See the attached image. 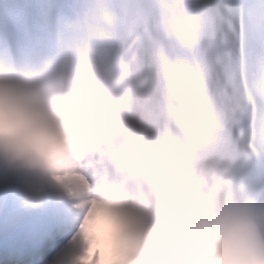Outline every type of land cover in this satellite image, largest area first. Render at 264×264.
Returning a JSON list of instances; mask_svg holds the SVG:
<instances>
[{"label":"clouds","instance_id":"1","mask_svg":"<svg viewBox=\"0 0 264 264\" xmlns=\"http://www.w3.org/2000/svg\"><path fill=\"white\" fill-rule=\"evenodd\" d=\"M264 0H82L49 57L0 49V173L70 205L50 264H264Z\"/></svg>","mask_w":264,"mask_h":264},{"label":"bare ground","instance_id":"2","mask_svg":"<svg viewBox=\"0 0 264 264\" xmlns=\"http://www.w3.org/2000/svg\"><path fill=\"white\" fill-rule=\"evenodd\" d=\"M56 1L63 3V0ZM65 7H61V9H64L62 14L64 19L69 21L71 15L68 9ZM4 35L6 37V43H3L1 46L10 51L15 50L16 55L18 52H20L19 56H25V53L28 50L27 48L31 42L27 39H24L23 41L17 40L16 43H14L15 34H11L7 29L5 30ZM35 43H38L40 47L45 45L41 39L36 40ZM47 50L50 51L49 49ZM48 55H51V51L48 52ZM247 187H250L251 191H255L258 186H252L249 180H247ZM12 189L13 191L8 196V204L11 203L13 196L15 197V195H17L15 194L16 181ZM12 202H14L16 207H19L21 204L18 197L13 199ZM55 209L56 207L54 206H51L47 209L43 207L34 209L28 208V215H25L26 213H19L14 217L10 216L9 218L3 217L6 209L3 210L0 215V228L5 218L7 220L5 223L8 230H15L20 226V229L17 232H27V229L31 226L40 225V227L39 229H34L35 232H38L34 234L39 235L31 236L26 240V242L36 247L35 250L32 249V246H30L29 249L28 247L25 248L24 246H19V244L17 245L11 243V247L4 248V251L0 252V264H35L38 263L45 254L46 256L44 260L39 264H50L54 253H56L57 250H59L66 243L73 233L70 205L63 212L58 213V215L54 214ZM38 213H40V215H38ZM29 214H33L34 216L31 217ZM46 219L50 220V224L45 223ZM28 220H31V222H27V226L22 227L21 224ZM43 229L45 231H43ZM36 244L38 246H36Z\"/></svg>","mask_w":264,"mask_h":264},{"label":"rangeland","instance_id":"3","mask_svg":"<svg viewBox=\"0 0 264 264\" xmlns=\"http://www.w3.org/2000/svg\"><path fill=\"white\" fill-rule=\"evenodd\" d=\"M1 5H7L5 8H0V49H5L1 45L3 43H6V37H5V30L7 29L10 33L12 32L11 28L7 26L6 19H9V17H12L16 23L19 24V26L22 28L23 26V20L27 16L26 10L28 9L30 12H28L30 18H32V31L34 35H37L38 33L42 34V39H47V35H53L55 37L56 33L59 31H70L73 27V25L77 22V20L80 17L81 14V8H82V0H65L62 5H60L59 14H58V22L57 23H50L44 18V12L45 10L40 8V4L46 5V0H0ZM66 6V7H65ZM61 7H65L70 12V20L67 21L63 17L64 9H61ZM47 10V9H46ZM50 45V43H49ZM52 48H55V42L51 45ZM47 48L51 49L50 46L47 45ZM7 50V49H6ZM52 51H55V49H51ZM10 52V50H7ZM10 53L13 54L11 51ZM245 175H243L242 178H244ZM15 184V180L13 177L7 175L6 173H0V209L1 208V202L4 200V196L6 195L7 191L12 190L13 185ZM241 184V183H240ZM242 185V184H241ZM257 193H264V185L262 188L257 190ZM16 194V193H15ZM18 197L15 195L13 196V199ZM52 197V196H51ZM50 197V199H51ZM12 199V200H13ZM8 204L7 209L5 210L4 216L6 218L14 217L15 215L19 213H27L28 208L23 207L21 204L19 207H16L14 202ZM53 201L56 202L54 198H52ZM6 214V215H5ZM6 218L3 220L6 222ZM3 225V222H2ZM46 254L43 256L45 257ZM43 259V258H42ZM40 261V260H39Z\"/></svg>","mask_w":264,"mask_h":264}]
</instances>
